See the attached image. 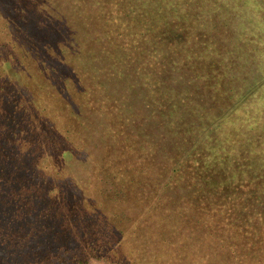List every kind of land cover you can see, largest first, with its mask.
I'll return each instance as SVG.
<instances>
[{"label": "rangeland", "instance_id": "rangeland-1", "mask_svg": "<svg viewBox=\"0 0 264 264\" xmlns=\"http://www.w3.org/2000/svg\"><path fill=\"white\" fill-rule=\"evenodd\" d=\"M135 8L138 10L133 12ZM141 8L136 0L126 4L120 0H0V187L3 181L7 189V199H0V214L5 211L6 219L3 225L7 233L13 234L9 221L19 217L4 209L11 200L8 193L10 196L12 189L19 186V176L10 173L16 166L25 173L23 189L28 195H35L36 206L41 209L30 213L32 216L49 210V189L55 185L59 201L67 205L76 195L102 202L97 209L99 215L87 214L78 221L76 229L80 234L90 230L91 220L100 223L104 218L102 223H111L110 208L105 202H109L112 176L127 163L118 160L117 155L128 153L130 143L134 149L130 135L133 133L134 142L141 144L139 149L145 154L139 164L144 166L141 162H147L150 179L146 182L147 192L125 197L141 201L125 207L122 228L127 230L137 219L149 221L135 232L124 250L120 249V256L132 258V253L145 252L154 257L168 245L171 264H194L208 255L206 261L211 264H225L218 257L220 252L209 244L210 238H206L207 227L196 223L192 226L180 215H174L173 222L164 221L163 217L165 236L153 224L155 219L159 221L155 210L148 211L146 204L152 202L158 188L161 195L174 198L187 193L181 187L171 189L166 178L171 177L184 154L187 136L200 131L211 115L248 91L257 93V109L264 110V88L259 90L257 86L263 77L258 63L264 60V38L258 43L249 42L248 46L238 35L246 29L247 18L234 17L229 23L234 29L229 33L235 32L230 37L227 34L223 39L228 42L220 44L224 54L231 53V75L220 83L211 82L223 92L217 103L204 83L177 64L179 61L173 56L167 65H160L163 73L157 76L154 56L166 60L165 47L153 42L139 46L134 36L126 37L129 31L140 27L136 23ZM158 46L164 50L160 48L155 54L153 47ZM257 46L261 47L257 48L259 51ZM157 78L167 86L151 85ZM161 99L168 102L167 109ZM195 112L201 116L195 118ZM4 126L6 131L2 130ZM180 128L187 133H181ZM181 184L177 181L175 186ZM50 213H46L49 221L51 217L58 218ZM62 222L58 226L55 223V233L67 234L58 231ZM16 224L13 227L20 233L22 227ZM153 231L158 236L146 242L145 235ZM54 235L39 242H29L25 235L21 242L9 241L5 236L0 241V264H76L78 257L87 258L82 255L80 243L65 242L55 249V241L66 239ZM209 236L213 238V233ZM49 243L54 249H49ZM228 249L226 246L222 250ZM140 261L141 258L135 259L133 264ZM78 264L111 263L104 257L88 256L85 263Z\"/></svg>", "mask_w": 264, "mask_h": 264}, {"label": "trees", "instance_id": "trees-1", "mask_svg": "<svg viewBox=\"0 0 264 264\" xmlns=\"http://www.w3.org/2000/svg\"><path fill=\"white\" fill-rule=\"evenodd\" d=\"M120 2L126 4L128 0H120ZM136 2L143 7L136 23V26L140 27L129 31L126 37L134 36L139 46L153 42L165 47L166 60L158 58V61L154 56L157 76L163 73L160 65H167L173 56L172 58L179 61L177 64H181L204 83L213 96H216L217 103L223 92L215 89L211 82L220 83L231 75L229 73L231 53L224 54L220 44L221 41L228 42L223 38L227 34L230 37V34L235 32L229 33L233 29L229 23L234 17L247 18L246 29L240 31L238 35L248 46L249 42L258 43L264 38V0H136ZM136 10L138 9H133V12ZM159 46L153 47L155 54L160 48L164 50ZM258 46L256 51L261 48ZM258 64L263 76L262 81L257 85L260 90L264 88V60ZM151 85L159 88V85H166V82L157 78V81H151ZM255 94L257 93L248 91L240 99L224 105L226 108L219 109L217 114L210 111L213 115L205 122L202 129L197 124V129L200 131L187 136V144L183 147L184 154L177 161L171 177L166 178L167 182L172 184L171 189L181 187L187 193L174 198L161 195L158 188L155 190L152 202L146 204L148 211L155 210L153 213L156 218L159 217V221L155 219L153 224L155 228L164 232L165 236L167 226L161 225L163 217L164 221L173 222V216L180 215L192 226L196 223L207 227L210 230H207L208 233H213V238L208 233L206 238H210L209 244L220 252L218 257L225 264H264V110L257 109L258 98L254 100ZM163 98L168 99V96ZM161 102V105L167 109L168 102L162 99ZM200 114L195 112L193 116L196 118ZM2 130L6 131L7 126ZM180 131L187 133L186 129L180 128ZM174 133L177 134L176 131ZM130 135L134 149L129 142V152H120L117 155L118 160L127 163L119 166L120 171H115L112 176L109 202L108 204L105 202L110 208L112 218L109 220H113L111 223L108 220L102 223L106 220L104 218L100 223L91 220L88 224L90 230L86 234H80L76 229L79 225L78 221H83L87 214L99 215L97 209L102 202H98L95 197L76 195L70 205H67L59 201L60 195L57 194L59 189L55 185L54 188L49 189L52 193V198L47 201L50 205L49 210L32 216L30 213L39 212L40 207L36 206L35 195H28L27 190L23 189L22 183L26 181L25 173L16 166L10 173L19 176L17 178L19 186L12 189L10 196L8 193L11 200L4 209L19 214V217L9 221L13 234L7 233L3 225L6 222L5 211L1 212L0 241L5 240L7 236V240L16 242L22 240L25 235L29 242L35 240L39 242V239L55 234L54 238L58 236L66 239L55 241L57 243L55 249H59L65 242L80 243L83 247L82 255H87V258L88 256L104 257L111 264H133L135 259L140 258V264H171V260L168 259L169 253L166 252L171 248L168 245L157 251L154 257L145 252L142 254L136 252V254L132 253V258L131 256L124 258L119 253L120 249L124 250V247L130 243L135 232L149 221L137 219L128 226L127 230L122 228L125 223V207L141 201L125 197H130L132 194L136 197L137 193L147 192L146 182L150 179L145 166L147 162H141L144 166L139 164V160L145 159V154L139 149L141 144L134 142L133 133ZM65 158L63 154L61 159ZM186 174L187 176L183 177ZM120 179L121 183H119ZM177 181L182 184L175 186ZM0 190V199H7V189L3 181ZM141 205L145 204L141 203ZM49 212L58 215V218L51 217L49 221V216L47 217L46 214ZM61 220L63 222L58 231L64 230L67 234L55 233V223L58 226ZM17 222L19 223L16 224ZM48 223H52L50 227L46 226ZM14 224L21 225L20 233L17 232L19 229L16 226L13 227ZM155 232L145 235L146 242L158 236ZM224 237L228 240H222ZM49 244L52 246V243ZM51 246L49 249H54V246L53 248ZM226 246L229 249L223 252L222 249ZM182 247H186L185 243ZM46 248L45 246L44 250ZM36 256L41 254L36 253ZM143 256L147 258L145 261ZM208 257L210 255L200 257L199 262L196 260L194 264H211L210 260L206 261ZM1 258L5 257L1 255ZM87 258L78 257L76 264L85 263Z\"/></svg>", "mask_w": 264, "mask_h": 264}]
</instances>
